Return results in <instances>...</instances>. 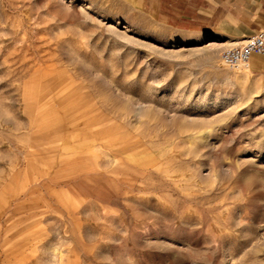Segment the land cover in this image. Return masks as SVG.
Instances as JSON below:
<instances>
[{"label":"rangeland","instance_id":"1","mask_svg":"<svg viewBox=\"0 0 264 264\" xmlns=\"http://www.w3.org/2000/svg\"><path fill=\"white\" fill-rule=\"evenodd\" d=\"M223 47L0 0V264H264V76Z\"/></svg>","mask_w":264,"mask_h":264},{"label":"crops","instance_id":"2","mask_svg":"<svg viewBox=\"0 0 264 264\" xmlns=\"http://www.w3.org/2000/svg\"><path fill=\"white\" fill-rule=\"evenodd\" d=\"M123 1L164 26L216 38L224 47L264 29V0ZM249 70L264 76V55L252 54Z\"/></svg>","mask_w":264,"mask_h":264},{"label":"built area","instance_id":"3","mask_svg":"<svg viewBox=\"0 0 264 264\" xmlns=\"http://www.w3.org/2000/svg\"><path fill=\"white\" fill-rule=\"evenodd\" d=\"M254 53L264 55V29L245 37L240 42L223 47L220 60L227 68L243 67L249 69L250 58Z\"/></svg>","mask_w":264,"mask_h":264},{"label":"bare ground","instance_id":"4","mask_svg":"<svg viewBox=\"0 0 264 264\" xmlns=\"http://www.w3.org/2000/svg\"><path fill=\"white\" fill-rule=\"evenodd\" d=\"M221 61V60H220ZM222 63V62H221Z\"/></svg>","mask_w":264,"mask_h":264}]
</instances>
